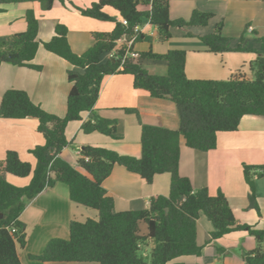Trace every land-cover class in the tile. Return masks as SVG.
<instances>
[{
	"label": "trees",
	"instance_id": "trees-1",
	"mask_svg": "<svg viewBox=\"0 0 264 264\" xmlns=\"http://www.w3.org/2000/svg\"><path fill=\"white\" fill-rule=\"evenodd\" d=\"M37 1L42 9L50 10L53 0H0V4ZM140 6H148L140 9ZM105 7L117 11L121 20L105 12ZM3 9L0 8V11ZM82 15L111 20L115 26L108 32H91L92 45L83 53H75L68 41V28L57 23L48 41L38 37L39 22L35 12H25L26 29L0 39V65L9 63L19 67L39 70L32 63L40 44L45 50L69 62L73 68L67 71L71 83L66 100V113L58 116L45 111L34 103L25 90L9 88L0 99V117L38 120L37 130L44 143L29 150L35 158V166L23 161L14 150H8L0 159V264H22L19 250L26 242L24 223L20 214L24 209L23 198H32L55 182L67 185L71 201L97 212L96 218L84 221L72 219L67 239L51 238L43 251L30 255L34 260L64 262H97L98 264H169L172 260L188 255H200L202 246L197 243V219L204 215L212 224L211 240L232 231H244L256 240V247L243 254L245 264H264V225L238 223L225 194L218 190L211 195L206 187L193 188L191 181L179 174L180 138L185 145L199 151L215 148L218 132L237 130L244 117H264V38L256 50V58L250 62L252 76L241 71L228 79H190L185 72L186 52L170 49L157 53L150 47L139 51V57H124L128 47L118 39L135 35L134 42L142 35L136 28L144 21L156 27L159 41L172 37L171 29L188 26H206L214 16L211 12L193 10L190 17L172 19L169 16V0H96L90 6L78 9ZM126 20L124 24L122 20ZM222 23L213 32L200 36L207 51H252L241 35L235 47L230 38L221 33ZM186 35H191L186 32ZM133 46L129 48L132 50ZM114 50L109 58L104 55ZM144 59L164 61L165 75L149 72L142 66ZM130 74L133 87L155 98L171 100L177 107L180 124L177 129L140 124V155L119 154L104 147L83 145L79 150L77 167L60 156L70 144L65 135L68 122L82 120V112L93 111L105 76ZM83 133L99 132L117 139V120L101 116L93 111L91 117L82 120ZM115 165L138 174L151 183L157 174H170L167 195L150 197L149 206L143 209L116 210L114 199L103 187ZM30 176L28 184L16 186L6 179ZM243 174L249 187V207L259 213L253 177L259 176L256 167L244 165ZM147 225V234H139V224ZM150 245V261L140 254V249ZM222 249H219L221 253ZM183 264V263H173Z\"/></svg>",
	"mask_w": 264,
	"mask_h": 264
},
{
	"label": "crops",
	"instance_id": "crops-1",
	"mask_svg": "<svg viewBox=\"0 0 264 264\" xmlns=\"http://www.w3.org/2000/svg\"><path fill=\"white\" fill-rule=\"evenodd\" d=\"M96 0H53L50 10L42 9L37 1L0 4V39L26 29L25 12L32 9L39 22L38 37L48 41L54 34L57 23L68 28V41L72 50L81 54L93 43L91 32L111 31L115 22L99 20L82 15L79 8L90 6ZM148 6H140L147 9ZM105 12L121 20L117 11L105 7ZM193 10L211 12L214 16L206 26L174 27L172 37L159 41L156 27L144 21L136 28L141 34L140 41L134 42L133 49L146 51L150 47L154 52L164 53L170 49H182L186 52L185 72L190 79H228L233 73L241 71L246 77L252 76L250 62L256 58V50L262 46L264 38V0H169V16L172 19L187 20ZM221 22V33L230 38V47H235L238 38L245 37V45L252 51H225L212 53L207 51L199 39L213 32ZM190 32L191 35H186ZM113 51L108 52L107 58ZM32 63L39 65L35 70L9 63L0 65V99L9 88L25 90L31 100L45 111L64 116L66 100L71 87L67 71L73 66L63 58L39 45ZM143 67L157 75L167 73L164 61L144 59ZM125 108L136 109L142 124L177 129L180 124L176 105L169 99L155 98L133 87L130 74L118 73L105 76L93 111L101 116L117 120V139L99 132L83 133L82 120L91 117L93 111L82 112V120L68 122L65 135L70 144L63 148L60 156L77 167L79 150L83 145H93L113 150L119 154L139 157L140 124L134 113L125 112ZM38 120L33 117H0V159L6 151L14 150L23 161L32 168L35 158L29 152L36 145L44 143L37 130ZM256 167L259 176H254V186L259 213L249 207V187L243 174V166ZM79 169V168H78ZM179 174L187 177L193 188L206 187L211 195L221 190L233 210L238 223L261 228L264 225V117H244L235 131L218 132L216 146L208 151H199L185 145L180 138ZM7 181L16 185L28 184L30 176L17 177L6 175ZM114 199L116 210L143 209L149 206V199L155 195H167L170 188V174L155 175L147 183L138 174L128 171L121 165H115L110 175L102 183ZM25 204L20 214L24 223L26 242L19 250L22 264H98L97 262H64L31 259L38 255L51 238L67 239L69 223L72 219L84 221L96 218L97 212L70 200L68 187L55 182L44 188L32 198H23ZM213 227L202 214L197 219L196 240L202 246L200 255L181 256L169 264H245L243 254L257 245L253 236L244 231H232L207 242ZM139 234H147V225L139 224ZM219 249H222L221 253Z\"/></svg>",
	"mask_w": 264,
	"mask_h": 264
},
{
	"label": "built area",
	"instance_id": "built-area-1",
	"mask_svg": "<svg viewBox=\"0 0 264 264\" xmlns=\"http://www.w3.org/2000/svg\"><path fill=\"white\" fill-rule=\"evenodd\" d=\"M122 22L125 24L126 20L123 19ZM134 40H135V35L131 36V37L123 36V37L118 39V41H117L118 43L125 42L127 47H128V50L126 51V54L124 55L123 58H125V57L138 58L139 57V52L138 51H136L135 49L129 50V48H131L133 46ZM112 51L114 53V50H112ZM113 53L110 56H112Z\"/></svg>",
	"mask_w": 264,
	"mask_h": 264
},
{
	"label": "rangeland",
	"instance_id": "rangeland-1",
	"mask_svg": "<svg viewBox=\"0 0 264 264\" xmlns=\"http://www.w3.org/2000/svg\"><path fill=\"white\" fill-rule=\"evenodd\" d=\"M108 56V53H106L105 55H104V57H107ZM140 254H142L144 257H145V259H146V261L147 262H149L150 261V245H145V246H143L141 249H140Z\"/></svg>",
	"mask_w": 264,
	"mask_h": 264
}]
</instances>
